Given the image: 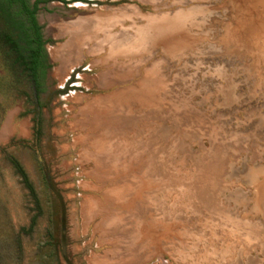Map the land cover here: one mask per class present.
I'll use <instances>...</instances> for the list:
<instances>
[{"label":"rangeland","instance_id":"obj_1","mask_svg":"<svg viewBox=\"0 0 264 264\" xmlns=\"http://www.w3.org/2000/svg\"><path fill=\"white\" fill-rule=\"evenodd\" d=\"M44 1L38 100L0 19V264H87L137 215L157 264H264V2ZM126 32L146 58L137 93L96 88L84 49L57 71L61 43Z\"/></svg>","mask_w":264,"mask_h":264},{"label":"crops","instance_id":"obj_2","mask_svg":"<svg viewBox=\"0 0 264 264\" xmlns=\"http://www.w3.org/2000/svg\"><path fill=\"white\" fill-rule=\"evenodd\" d=\"M133 10V9H132ZM127 20L137 18V12L125 14ZM91 19H86L87 24ZM71 38L61 43L53 56L57 62V71L65 70L69 65L82 64L79 53L84 49L86 57L84 61L95 70L93 85L96 88L110 90L115 85L124 86V92L137 93V76L140 77L145 57L142 56L143 45L137 41V33H125V37L119 38L116 43L89 42L87 46L80 41ZM108 43L106 54L93 55L99 51V46ZM90 54V56H88ZM145 56V55H144ZM152 68H148L150 71ZM137 215V236L112 237L105 239L106 244L86 256L87 264H157L153 256L157 255L158 245L149 231H143Z\"/></svg>","mask_w":264,"mask_h":264},{"label":"trees","instance_id":"obj_3","mask_svg":"<svg viewBox=\"0 0 264 264\" xmlns=\"http://www.w3.org/2000/svg\"><path fill=\"white\" fill-rule=\"evenodd\" d=\"M44 0H0V19L7 28V45L19 50V61L28 74L34 97L38 100L45 90L47 70L51 67L42 32L37 20L39 4ZM26 188L34 196V190L22 167L14 164Z\"/></svg>","mask_w":264,"mask_h":264},{"label":"bare ground","instance_id":"obj_4","mask_svg":"<svg viewBox=\"0 0 264 264\" xmlns=\"http://www.w3.org/2000/svg\"><path fill=\"white\" fill-rule=\"evenodd\" d=\"M259 1H260V4H261V5H262V2H264V0H259ZM259 1H258V2H259ZM258 2H257V4H258ZM253 6H255V5H253ZM256 6H257V5H256ZM261 7H262V11H264V6L262 5ZM246 10H247V9H244L245 12H246ZM238 11H239V10H238ZM244 11H243V12H244ZM250 11H251V10H250ZM240 12H241V11H240ZM243 12H242V13H243ZM247 12H248V11H247ZM239 14H241V13H239ZM245 14H246V13H245ZM245 14H244V15H245ZM246 15H247V14H246ZM238 16H239V15H238ZM238 16H237V18H238ZM241 16H242V14H241ZM243 17H244V16H242L241 18H243ZM247 17H248V16H247ZM239 19H240V18H239ZM243 19H244V18H243ZM243 19H240L239 22H241ZM251 22H252V20H251ZM243 23H244V22H243ZM248 23H250V22H248ZM246 24H247V23H246ZM258 24H259V23H258ZM239 25L241 26V24H239ZM239 25H237V26H239ZM158 27H159V26H158ZM244 27H245V26L243 25L241 28H244ZM245 28H246V27H245ZM254 28H255V27H254ZM236 30H237V29H236ZM236 30H235V31H236ZM239 30H240V29H239ZM243 30H244V29H243ZM251 30H252V29H251ZM251 30H250V31H251ZM241 31H242V30H241ZM245 31H246V30H245ZM159 32H160V31H159ZM243 32H244V31H243ZM164 34H167V33H164ZM239 34H241V33H239ZM244 34H245V33H244ZM159 36L161 37V36H163V35L161 34V35H159ZM240 36H241V35H240ZM244 36H245V35H244ZM252 36H253V35H252ZM163 37H164V36H163ZM239 38H240V37H239ZM252 38H253V37H252ZM163 39H164V38H163ZM173 49H174V48H173ZM169 112H170V111H169ZM171 125H172V124H171ZM171 128H172V127H171ZM192 131H193V130H192ZM192 134H193V133H192ZM228 144H229V143H228ZM155 175H156V174H155ZM227 176H228V175H227ZM263 179H264V178H263ZM262 181L264 182V180H262ZM262 181H261V182H262ZM259 184H261V183H259ZM258 187H259V186H258ZM260 188H262V187L260 186ZM263 188H264V186H263ZM257 190H258V189H257ZM260 190H261V189H260ZM261 191H262V190H261ZM258 193H259V191H258ZM263 195H264V194H263ZM257 196L259 197V195H257ZM258 200H259V199H258ZM176 214H177V213H176Z\"/></svg>","mask_w":264,"mask_h":264},{"label":"flooded vegetation","instance_id":"obj_5","mask_svg":"<svg viewBox=\"0 0 264 264\" xmlns=\"http://www.w3.org/2000/svg\"><path fill=\"white\" fill-rule=\"evenodd\" d=\"M40 5V4H39ZM45 47H46V45H45ZM49 64H50V62H49ZM49 70V69H48ZM48 70H47V72H48ZM46 84H47V73H46V78H45V88H46ZM45 91V90H44ZM44 93V92H43ZM42 93V94H43Z\"/></svg>","mask_w":264,"mask_h":264}]
</instances>
